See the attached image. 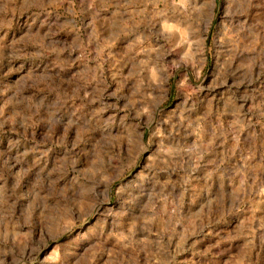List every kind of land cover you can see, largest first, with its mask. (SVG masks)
<instances>
[{
    "label": "rangeland",
    "instance_id": "1",
    "mask_svg": "<svg viewBox=\"0 0 264 264\" xmlns=\"http://www.w3.org/2000/svg\"><path fill=\"white\" fill-rule=\"evenodd\" d=\"M0 264H264V0H0Z\"/></svg>",
    "mask_w": 264,
    "mask_h": 264
}]
</instances>
